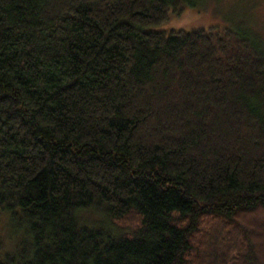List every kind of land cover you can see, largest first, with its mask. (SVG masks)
I'll list each match as a JSON object with an SVG mask.
<instances>
[{
    "label": "trees",
    "instance_id": "1",
    "mask_svg": "<svg viewBox=\"0 0 264 264\" xmlns=\"http://www.w3.org/2000/svg\"><path fill=\"white\" fill-rule=\"evenodd\" d=\"M202 2L0 0V264H264V41L153 30Z\"/></svg>",
    "mask_w": 264,
    "mask_h": 264
},
{
    "label": "rangeland",
    "instance_id": "2",
    "mask_svg": "<svg viewBox=\"0 0 264 264\" xmlns=\"http://www.w3.org/2000/svg\"><path fill=\"white\" fill-rule=\"evenodd\" d=\"M232 24L241 23L251 27L264 41V0H203L197 8H186L173 14L169 19L153 30L157 31H194L205 30L220 32L224 30L226 21ZM6 215L0 213V261L7 255H13L14 241L10 238L7 228ZM81 222L104 223L103 216L92 210L84 211L79 216ZM123 234V229H120Z\"/></svg>",
    "mask_w": 264,
    "mask_h": 264
}]
</instances>
